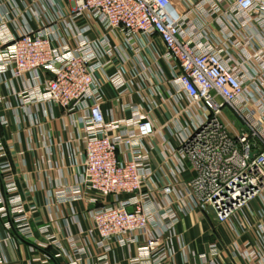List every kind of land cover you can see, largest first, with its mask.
<instances>
[{
  "label": "built area",
  "instance_id": "built-area-1",
  "mask_svg": "<svg viewBox=\"0 0 264 264\" xmlns=\"http://www.w3.org/2000/svg\"><path fill=\"white\" fill-rule=\"evenodd\" d=\"M70 1V11L55 8L54 17H38L37 29L14 33L9 21L0 19V88L10 77L24 79L18 93L22 104L48 103L65 113H84L80 180L54 193L60 204L88 198L94 205L91 227L86 237L72 235L67 247L50 235L42 245L54 246L64 264H113L118 253L130 264H177L174 239L184 198L215 222L229 223L238 236L243 224L239 229L236 218L257 201L264 242V0H197L187 2L185 13L171 0ZM62 23L65 35L59 32ZM96 24L102 32L97 40L89 35ZM120 32L123 42L114 45L109 36ZM154 36L164 44L176 95L189 105L200 104L203 115L179 140L180 156L193 175L185 178L182 169L168 165L165 186L150 190L146 184L154 171L145 143L156 133L154 119L138 112L108 119L97 72L128 57L129 46ZM108 78L127 92L123 65ZM224 109L238 117L240 131L223 120ZM7 157L0 137L6 191L0 188V213L10 216L8 228L32 237L30 211ZM169 175L182 179L180 187ZM243 248L250 260L260 255L249 244ZM211 249L216 252L217 244Z\"/></svg>",
  "mask_w": 264,
  "mask_h": 264
},
{
  "label": "crops",
  "instance_id": "crops-1",
  "mask_svg": "<svg viewBox=\"0 0 264 264\" xmlns=\"http://www.w3.org/2000/svg\"><path fill=\"white\" fill-rule=\"evenodd\" d=\"M171 1L185 13L187 2L197 0ZM72 5L70 0H0V19L8 20L10 29L18 33L39 28V18L54 17L55 8L68 12ZM63 28L62 23L59 32L65 35ZM210 29L217 30L218 26L210 24ZM89 35L95 40L100 39V27L94 25ZM109 38L117 45L123 42V33ZM164 52L162 40L154 36L129 46L128 57H119L104 71L97 72L105 93L103 110L108 119L130 118L137 112L149 114L154 119L156 133L145 143L154 171L153 180L146 184V189L150 190L165 186L169 167L176 172L182 169L185 178L193 175L190 163L180 156L179 140L183 132L203 115L200 104L189 105L184 96L176 95ZM118 65L127 70V92L124 94L108 78ZM24 83H27L24 79L10 77L1 85L0 137L8 150L7 159L13 167L18 193L30 211L33 236L25 237L15 227L8 228L6 223L10 216L0 213V254L5 258L1 264H64V258L55 257L54 246L46 248L42 243L50 235L67 247L72 235L86 237L91 227L89 212L94 205L88 198L60 204L54 193L57 187L73 185L80 180L85 159L84 113H65L61 107L48 103L24 105L18 97ZM222 118L232 131L241 130L240 120L229 109H224ZM174 180L180 187L182 179ZM0 188L5 195L1 174ZM182 203L185 212L176 227L174 239L177 264H264V242L258 233V224L263 220L258 214L257 201L236 218L239 229V224H243L240 236L229 223L215 222L213 217L195 208L189 199L184 198ZM44 227H48L47 232L43 231ZM213 243L217 244L216 252L211 249ZM246 244L259 250L260 255L252 260L245 257L242 251ZM91 251L95 253L94 245ZM111 260L113 264H130L121 253Z\"/></svg>",
  "mask_w": 264,
  "mask_h": 264
},
{
  "label": "water",
  "instance_id": "water-1",
  "mask_svg": "<svg viewBox=\"0 0 264 264\" xmlns=\"http://www.w3.org/2000/svg\"><path fill=\"white\" fill-rule=\"evenodd\" d=\"M129 211L132 212L133 211V208H129Z\"/></svg>",
  "mask_w": 264,
  "mask_h": 264
}]
</instances>
